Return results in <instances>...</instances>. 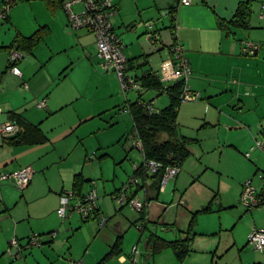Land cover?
Returning <instances> with one entry per match:
<instances>
[{
  "label": "crops",
  "instance_id": "obj_1",
  "mask_svg": "<svg viewBox=\"0 0 264 264\" xmlns=\"http://www.w3.org/2000/svg\"><path fill=\"white\" fill-rule=\"evenodd\" d=\"M61 1L63 0H50L52 12H55V15H52L49 22L38 24L30 32H25L17 27L12 30L8 25H4L11 23L10 15L7 20L2 21L4 24L0 23V104L2 109L0 121L16 120L20 128V137L16 141L5 143L9 139L4 140L0 146V170L9 173L24 167H31L34 170L30 185L20 194L19 198L11 186L1 185L0 255L3 254L5 240L10 237L16 238L20 243L23 239L28 240L31 234L47 236L45 241H42L45 248L42 247L41 252L28 253L22 261L14 264H65L64 259L60 257L62 253L61 241L67 237V243L71 244L76 232L70 222L68 226L59 224L56 216L59 196L63 189L73 192L75 190V194L79 193L76 195L78 198L83 196L85 194L83 183L90 182L91 179L87 178L83 172L82 164L85 163L88 154L87 149L80 142L81 138L70 148V142L66 141L67 149L61 155L66 157L75 152L74 161L67 168L63 166L62 160L57 162L55 158H52L55 152L53 145L67 140L76 133V129L80 125L94 120L111 108L112 104L106 105L105 101L101 104H86L84 101L86 99L85 91L78 85L80 84L78 81L94 84L92 95L95 100L99 97V93L105 91L104 87L107 84L112 83L116 86L115 82L117 81L110 72L101 67L93 34L86 29L70 30L65 16L55 10L61 8ZM110 1L117 9L112 25L115 34L124 46L125 76L134 78L139 84V89L134 91L138 95L136 102L142 108H144V104L150 103L151 113H157L170 105L171 95L167 92L168 87L182 83L183 90V82H161L159 76L160 65L168 56L170 47L178 44L183 47V57L190 68L187 86L190 91L199 94L196 101H180V104L181 102H196L198 105L212 104L215 106L212 111L215 116L214 120L222 116L227 120L230 129L233 126L244 129L247 127L243 124H248L247 119L232 115V113L226 114L224 107L229 106L239 112H249L245 109L260 106L257 97L260 95L264 97V85L261 88H256V91L254 86H250V83L256 77L261 79L264 74V47L260 49L262 45H259L252 55L243 54L241 43L246 38L239 31H243L244 28L229 26L227 33L221 30L218 23L230 21L238 5L249 1L251 15L248 27L245 29H264V20L256 18L253 21L251 18L253 11L257 13L258 5L264 4V0H190L188 6L181 5L180 0ZM73 7H77V5ZM145 24H151L152 29L148 31ZM150 32L157 37L154 43L144 39V36L146 38V34ZM35 33H39L37 34L39 40L29 50L24 51L22 59L17 63L21 77L14 76L7 71V53H9L7 47L12 45L17 37L28 38ZM6 34L10 36L5 37ZM248 37L255 39L249 32ZM149 75H152L160 83V89L144 85V79ZM145 92L151 93L148 102H144L142 98ZM114 93L118 92L114 89ZM162 96H167V100L161 103L158 100ZM110 97L112 96L110 95ZM116 98L120 99V96L117 95ZM41 99H45V106L37 108ZM133 103L135 102L126 101L123 106H118L122 108L123 112L129 114L132 129L133 120L128 107ZM180 104L179 106H181ZM179 106L176 111V123ZM206 109L207 107H205ZM145 110L151 114L147 109ZM257 122L258 124L255 126L258 128L260 136L264 137L261 132V130L264 131V124L259 118ZM207 124L214 125L210 121ZM131 136L133 141L137 139L134 132ZM36 137H40L38 142H35ZM256 137H254L255 141ZM250 148L248 153L257 150L249 152ZM53 170H57L59 175H57V179ZM178 180L179 177L174 179L173 187L177 185ZM141 185L142 187L136 189L134 194L136 196L138 191H143L142 203L144 207L138 213L140 214L139 219L148 221L147 206L153 200L150 195L158 196L159 192L155 189L152 180L146 179ZM120 189H116L117 191L115 190L112 197ZM256 194L257 197H260L264 195V190L260 194L256 190ZM166 210V207L163 208L156 219L150 220L153 227L145 240L143 250L141 249L142 252L135 246L140 253L141 264H158L156 255L160 252L152 254V249L148 244L152 239L158 238L170 242L181 240L178 236L176 239L166 240L158 234L159 227H163L166 232L174 231L173 223H167L166 218H162ZM101 215L102 212L98 206V211L91 220L99 221L102 219ZM105 224L106 221L103 227ZM131 225H136V222H132ZM143 230H140L141 234ZM54 231H58L62 235L60 240L50 237ZM183 234L185 235V233ZM69 237L70 240H68ZM118 237L122 239L123 233L116 232L113 242L107 239L106 246L103 245L102 249H96L101 253L108 251V254ZM97 240H92L86 248L85 252L88 251V254L81 258L82 263L89 256L91 246ZM191 240L187 245L188 253L183 261L179 263L176 259L178 264H184L186 258L195 252ZM53 243L56 244L55 247H53ZM120 250L119 245L117 253ZM2 258L0 264H6L7 260H2ZM118 258L122 264L127 263L124 256Z\"/></svg>",
  "mask_w": 264,
  "mask_h": 264
},
{
  "label": "rangeland",
  "instance_id": "obj_2",
  "mask_svg": "<svg viewBox=\"0 0 264 264\" xmlns=\"http://www.w3.org/2000/svg\"><path fill=\"white\" fill-rule=\"evenodd\" d=\"M81 9V5L73 7L74 12H80ZM55 10L60 11L67 21L62 8ZM52 11L50 0L17 1L9 9L8 15L11 17V23L4 24L2 21L0 23L8 25L12 30L17 27L25 32H30L38 24L49 22L52 15H55V12ZM260 14L261 5H258L257 13L253 11L251 17L253 21L256 18L257 20H264V17H259ZM248 32L255 39L249 38ZM239 33L246 38L243 41L258 46L262 45L260 49L264 47V29H243ZM9 36L8 34L5 35V37ZM144 39L146 40L145 36ZM111 74L117 80L115 82L116 86L112 83L107 84L104 87L105 91L99 93L96 100L92 95L94 84H85L78 81L80 83L78 85L85 91L84 96L86 99L84 101L86 104H101L105 101L106 105L112 104L111 108L101 113L94 120L80 125L76 129V133L72 134L67 140L53 145L55 152L52 158H55L57 162L62 160L63 166L67 168L74 161L75 152L66 157L61 155L67 149L66 141L70 142V148L81 138L80 142L85 146L88 154L85 163L82 164V167H84L83 172L87 178L91 179L90 182L85 181L83 183V192L86 194L92 189L97 193V204L102 212L101 220L84 222L76 211L71 210V207L76 206L78 203L75 198L69 203L65 220L56 215L60 225L68 226L70 222L76 232L71 244L67 243V237H64L61 241L62 253L60 257L64 259V263L75 264L81 262V258L88 254V251L87 253L85 251L91 241L98 239L91 246L90 254L85 262H81L82 264H122L118 258L119 256H124L127 259L126 264H129L128 256L132 249L137 246L138 248H135L140 252H142L141 249L143 250L145 240L153 227L150 220L156 219L165 207L167 210L162 218H166L167 223H173L172 228L174 230L166 232L163 227L158 228V234L166 240L176 239L177 236L183 239L185 236L183 233L187 232L190 221L193 215L195 216L193 230L190 232V235L194 234L191 235L193 238H191V241L195 252L186 258L184 264L264 263V253L247 245L248 238L253 231H264V203L247 211L240 202V191L247 181H250L251 186L259 194L264 190V152L255 150L248 153L249 148L256 141L264 142V137L260 136L258 128L255 126L258 124V118L264 124L263 95L257 97L260 106L245 109L249 112H239L235 108L224 107L226 114L232 113V115L248 120V124L243 123L247 126L245 129L234 126L230 129L227 120L222 116L214 120L215 116L212 111L215 106L212 104L205 103L204 106L203 104L198 105L196 102H181L177 120L178 135L190 140L187 147L189 155L181 163L177 185L172 186L174 182V179H172L164 189L159 191L158 196L155 194L150 195L153 200L147 206L148 221H146L139 219L140 214L129 204H119L112 198L115 190L125 186L132 178L135 166L140 165L142 162V156L137 149L132 148L133 137L131 134L133 129L129 114L118 107L123 106L126 101L136 102L138 100L137 92L129 90L123 93L117 77L115 74ZM262 85H264V74L261 79L256 77L250 83V86H254L255 89L261 88ZM114 89L118 92L116 94L120 96V99L116 98L117 95L114 93ZM150 96L151 93H143V101L148 102ZM42 100L45 99L39 101ZM166 100L167 96H162L158 101L162 103ZM205 107H207L206 110ZM209 121L214 125H208ZM0 123L4 122L0 121ZM261 132L264 134V131L261 130ZM254 137H256V141ZM80 148H82L81 145ZM69 151L71 150L69 149ZM246 153L248 154L246 155ZM102 155L104 156L98 159ZM2 173L9 175L14 172L9 173L0 170V174ZM53 173L57 179V170H53ZM3 184L11 186L17 193L18 198L26 190L20 191L12 186L9 181L1 182V185ZM62 192L70 193L71 190L63 189ZM142 195L143 191L141 190L136 194V198L141 202ZM60 206L61 196H59L58 208ZM206 206H209V211L201 212L202 208ZM103 220L106 221V224L102 228L99 227V224ZM132 222H136V225H131ZM140 230H143L142 234ZM116 232L123 233L120 242L121 250L113 257L104 259L108 251H102L101 253L96 248L102 249L103 245L106 246L108 240L113 242ZM33 235L37 234H31L30 237ZM46 237L42 235L39 238L41 241H45ZM51 237L54 240H60L62 235L58 231H54ZM14 239L16 240V238L10 237L4 242L5 247L0 259L4 257L2 260H7L6 264L22 261L28 253L41 252L40 249L45 248L44 245L27 246V239H23L20 241V245L24 246L25 249H22L21 256L14 258L17 248L9 247L10 242ZM68 240H70V237ZM53 245V247L56 246L55 243ZM69 245L70 247H68ZM9 251L12 256H10ZM156 256L158 264H178L170 248ZM139 264H141L140 259Z\"/></svg>",
  "mask_w": 264,
  "mask_h": 264
},
{
  "label": "built area",
  "instance_id": "obj_3",
  "mask_svg": "<svg viewBox=\"0 0 264 264\" xmlns=\"http://www.w3.org/2000/svg\"><path fill=\"white\" fill-rule=\"evenodd\" d=\"M16 0L3 1L0 4V22L4 21L9 14V9L12 4H15ZM181 5L188 6L190 0H180ZM81 5L82 9L80 12H74L73 6ZM61 8L64 10L67 17V25L72 30L86 29L90 31L95 38V45L97 51V57L101 61V67L110 73L115 74L117 77L120 87L123 93L129 90L139 89V84L134 78L125 76V65L126 57L124 55V46L118 36L113 30L112 21L117 13L116 7L111 3L110 0H63ZM260 18L264 17V5H261ZM148 31L152 29L151 24H145ZM146 39L151 43L157 40L154 33H147ZM241 52L243 54L252 55L258 49V45H254L251 42L241 43ZM23 53L19 50L13 49L8 53L7 56V71L14 76L21 77V73L17 67V63L22 59ZM190 75V68L187 61L183 57V47L176 45L170 47L169 54L166 59L161 63L159 76L161 82H183V90L179 96L180 101H196L199 98L198 93H194L189 90L187 86V81ZM1 82V77H0ZM45 106V100L40 101L37 104V108H42ZM150 113L152 112L151 104L146 103L143 105ZM0 113L2 109L0 107ZM20 132L18 124L14 121H8L0 123V146L4 140L11 139L15 137ZM133 148L137 149L142 156V162L140 165L135 166L134 171L142 168L144 172L148 174L155 173L159 168L160 164L155 161H146L144 159L143 147L141 142L136 139L133 141ZM260 150L264 152V142H255L254 146L250 148V151ZM247 155V154H246ZM180 172V168L176 165H169L165 167L164 173L160 181V189H164L166 184L175 179ZM34 170L31 167H24L13 174L5 175L0 174V189L1 182L9 181L11 185L15 188L23 191L26 189L33 177ZM141 179L135 176L133 172L132 178L128 183L123 186L119 192L113 195V199L119 204H129L137 212H141L144 204L135 196L136 189L142 187ZM73 191L70 193L61 192V206L57 210V215L62 220L66 219V211L69 207L70 201L77 199L78 203L76 206H72L71 210L76 211L83 221H88L93 218V216L98 211L97 204V193L94 190H90L83 196H76ZM240 202L243 207L247 209L255 208L258 204V197L256 196V190L247 181L244 186L240 196ZM105 221H101L99 227L104 225ZM52 236V233H51ZM50 236V237H51ZM40 235H33L27 240V246H41L43 245L40 240ZM247 245L252 246L256 250L264 253V231L255 230L249 236ZM9 247H16L17 253L14 258L21 256L22 249L17 240H12ZM10 256H12L9 251ZM140 257L139 251L134 247L131 255L129 257V264H138V259ZM75 264H82L81 262Z\"/></svg>",
  "mask_w": 264,
  "mask_h": 264
},
{
  "label": "trees",
  "instance_id": "obj_4",
  "mask_svg": "<svg viewBox=\"0 0 264 264\" xmlns=\"http://www.w3.org/2000/svg\"><path fill=\"white\" fill-rule=\"evenodd\" d=\"M17 1L19 0H16V2ZM2 2L3 0L0 1V4ZM250 15V2L245 1L238 5L233 18L230 21H220L218 25L221 30L226 31L227 33L229 26L245 29L248 27ZM7 19L8 17L5 20ZM37 34L39 33H35L28 38L17 37L14 43L7 47V50H9L8 52L13 49L19 50L22 53H24L25 50H29L35 44V42L39 40V36H37ZM144 85L146 87L152 86L156 89L161 88L160 83L152 75H149L146 77V79H144ZM181 90L182 83L174 84L168 87L167 92L171 95L170 105L165 109L158 111L157 113L149 114L137 102L131 104L128 107L133 120V132L142 144L144 159L146 161H155L160 164V168L155 173L148 174L144 172L142 168H139L137 171H134V174L142 180V183L146 179L152 180V183L155 185V189L158 192L165 167L169 165H176L180 168L182 161L189 155L187 147L190 140L184 137H179L177 134L178 126L176 123V111L180 104L179 95ZM14 121L18 124L16 120ZM19 137L20 132L5 143L16 141ZM39 140L40 137L35 138V142H38ZM262 203H264V195L258 197V204L255 208L260 206ZM207 211H209V206H206L201 210V212ZM194 223L195 216L193 215L188 226V230L185 233V237L181 240L170 242L158 238L152 239L151 242H148L150 248L152 249V254H157L165 249L170 248L178 262L181 263L188 253L187 245L193 236V234H191L192 236L190 235V232L193 230ZM120 239V237L116 238V242L104 259L111 258L117 253L119 250Z\"/></svg>",
  "mask_w": 264,
  "mask_h": 264
}]
</instances>
